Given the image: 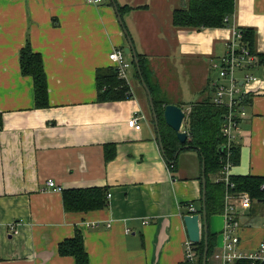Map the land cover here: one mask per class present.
<instances>
[{"label":"crops","instance_id":"crops-1","mask_svg":"<svg viewBox=\"0 0 264 264\" xmlns=\"http://www.w3.org/2000/svg\"><path fill=\"white\" fill-rule=\"evenodd\" d=\"M113 1L0 0V264H75L57 246L77 231L89 264H185L183 216L200 206L202 162L185 150L175 158L176 171L169 170L132 69V99L96 102V70L110 67L109 53L127 46L113 4L130 8L121 19L156 91L186 110L212 99L211 63L225 54L233 29H254L255 50L264 54V0H234L229 27L201 30L172 25L173 11L188 0ZM27 40L43 60L45 109L34 108L32 80L20 74ZM256 78L230 176L264 178V78ZM135 113L139 131L127 126ZM109 144L115 151L106 162ZM48 180L61 190L47 187ZM91 187L108 188L106 208L64 210L63 190ZM237 217V250L251 253L264 239V203L239 209ZM207 223L214 251L206 264H219L212 258L223 244L225 218L213 215Z\"/></svg>","mask_w":264,"mask_h":264},{"label":"trees","instance_id":"trees-1","mask_svg":"<svg viewBox=\"0 0 264 264\" xmlns=\"http://www.w3.org/2000/svg\"><path fill=\"white\" fill-rule=\"evenodd\" d=\"M110 1V0H109ZM112 2V1H111ZM118 6V13L122 15L129 7ZM146 8V6L140 7ZM234 11V0H188L187 7L180 10H174L172 13V25L176 28H186L192 30H201L205 28H227L231 25V17ZM241 33V41L257 58V66L264 64V54L257 53L255 50V30L252 28H238ZM141 76L147 85L151 96L155 113L157 115L159 132L165 152L167 166L171 172L176 171L175 154L178 150L195 151L202 162H205V210L207 221L213 215L223 214L224 198L228 193H244L250 198L251 204L264 198V178L257 176H230V182L233 187H226L223 181H215L221 178L220 172L229 162L231 166L238 164L239 150L237 145L226 146L225 138L221 133V127L224 123V117L227 113L225 107H218L212 103L210 97L189 106V112L186 119L184 130L188 135L185 144L178 142L175 133L168 128L163 119V108L166 103L164 98L156 97L157 89L150 81V71L147 60L143 55L137 54ZM132 70L136 82L141 86L140 77L134 66ZM19 68L20 74L30 77L33 85L34 108L45 109L49 107L48 87L46 75L43 67V60L39 53L31 50V46L26 41L25 45L19 50ZM96 102H120L130 100L134 93L129 85L117 77V71L112 66L99 68L96 70ZM142 87V86H141ZM143 89V88H142ZM144 91V90H143ZM146 100L147 96L145 94ZM250 94L244 96L243 103L249 105L251 102ZM148 104V101H147ZM181 105H179L180 107ZM182 107V106H181ZM151 115V111L149 108ZM151 123L154 121L151 116ZM3 127V116L0 113V131ZM187 146L188 148H185ZM115 144L105 146V161L113 158ZM214 178V180L212 179ZM107 187H91L66 189L62 191L63 208L66 212H89L101 210L107 207ZM202 201L195 213H201ZM213 235L208 233L207 263L214 251ZM197 254L198 264H202L204 244H194ZM59 256H71L75 264H89L87 253L83 246V239L79 231L71 239L60 242L57 246ZM234 264H251L248 260H238Z\"/></svg>","mask_w":264,"mask_h":264},{"label":"built area","instance_id":"built-area-1","mask_svg":"<svg viewBox=\"0 0 264 264\" xmlns=\"http://www.w3.org/2000/svg\"><path fill=\"white\" fill-rule=\"evenodd\" d=\"M84 1L88 4H98L102 0ZM241 37L242 35L238 29H233L231 39L226 43L225 54L211 63V69L217 73V76L211 78L209 82L210 88L213 91L212 103L215 106L227 109L224 123L221 127V133L225 138L227 147L236 145L240 121L246 115L247 105L243 103L244 96L249 94L250 84L258 82L254 74L251 73L257 67V58L242 43ZM108 60L110 65L116 69L117 77L125 81L127 85H130L132 63L127 59L123 49H114L109 53ZM188 112V109L184 110V121L187 119ZM140 120V115L135 113L127 119V126L135 131H139L141 129ZM231 167V164L227 162L220 172L221 178L216 179L217 182L223 181L225 186L230 188L233 187V183L229 179ZM46 185L53 190H61L55 186L52 180H48ZM261 188L264 189V185ZM110 197L111 194L108 193L107 198ZM250 204L251 201L247 194L226 192L223 211L225 224L221 233L223 244L215 251L212 258L217 263L232 264L238 260H248L251 264H264V239L251 253H241L237 250L239 243L237 213L239 209L249 208ZM189 213L190 215L195 213V209L192 206H189ZM196 258L194 244L187 239L184 243V263L197 264Z\"/></svg>","mask_w":264,"mask_h":264},{"label":"water","instance_id":"water-1","mask_svg":"<svg viewBox=\"0 0 264 264\" xmlns=\"http://www.w3.org/2000/svg\"><path fill=\"white\" fill-rule=\"evenodd\" d=\"M111 1L114 2L113 0H111ZM113 5H114V9L116 11L118 21H119L120 25L122 26L123 32H124L126 39H127V46L123 49V51L126 55H131L134 66H135V68L138 72V75L140 77L141 86H142V88H143V90L147 96V99H148V105H149V108L151 111L152 119L154 121V127L158 133V141L160 143V148L162 149V152H163V146L161 144V137L159 134L157 115L155 113L154 104H153V98L151 96V93H150L147 85L145 84V82L141 76L140 68H139V62L137 59V54L135 52L131 38H130L127 30L125 29V27L123 25L121 15L118 13V9H117L118 7L115 5V3ZM261 76L264 78V64L262 65ZM163 119H164L165 125L175 133L178 142L181 144H185L187 139H188V135H187L186 131L184 130L185 113H184V110L182 109V107H179V106L173 105V104L165 105L163 108ZM185 148H188V147L186 146ZM179 152H180V150H178L176 152L175 158ZM204 173H205V162L202 159V176H201L202 207H201V213L192 214V215L187 214V215L183 216V223H184V226L186 229L188 240L190 242H192L193 244H198L201 242V240H203L204 252H203L202 264H206L207 250H208V223H207V214H206V210H205L206 181H205ZM258 202L264 203V198L259 200Z\"/></svg>","mask_w":264,"mask_h":264},{"label":"rangeland","instance_id":"rangeland-1","mask_svg":"<svg viewBox=\"0 0 264 264\" xmlns=\"http://www.w3.org/2000/svg\"><path fill=\"white\" fill-rule=\"evenodd\" d=\"M147 7V6H146ZM140 8V7H139ZM127 56V59L129 60L130 59V56L129 55H126ZM132 69V68H131ZM256 75L257 76H255V77H258V78H260V79H263V77L261 76V74L259 73V72H257L256 73ZM211 77L210 78H214V77H216L217 76V73H216V71L215 70H213V69H211V75H210ZM121 80V79H120ZM151 80V79H150ZM123 81V80H122ZM209 81H210V79H209ZM125 82V81H124ZM129 82H130V85H131V79L129 80ZM129 85V86H130ZM154 85H157L156 83L154 84ZM208 85H209V82H208ZM206 91V90H205ZM158 93H156V97H158V98H162L163 96H161V92H160V90H158L157 91ZM209 92V91H208ZM207 96H209V95H207ZM167 99V98H166ZM205 99V98H204ZM203 100V99H202ZM201 101V100H200ZM188 111H189V109H188ZM185 123V122H184ZM194 214H198V213H194ZM189 215H190V213H189Z\"/></svg>","mask_w":264,"mask_h":264}]
</instances>
